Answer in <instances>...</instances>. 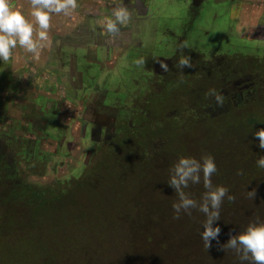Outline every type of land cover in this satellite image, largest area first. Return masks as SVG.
<instances>
[{
	"label": "flooded vegetation",
	"instance_id": "1",
	"mask_svg": "<svg viewBox=\"0 0 264 264\" xmlns=\"http://www.w3.org/2000/svg\"><path fill=\"white\" fill-rule=\"evenodd\" d=\"M173 1L181 4L176 10L183 15V21L177 24L178 31L170 23L171 16L157 24L153 8L144 20L151 22L150 30L144 37L126 39L130 45L114 56L118 63L112 71H105L99 64L108 58L106 52L98 54L100 62L93 64L103 67L99 72L94 70L95 79L87 77V66L78 60L80 76L77 75L76 81L79 84L81 80L102 81L109 85L117 82L110 91L115 97L109 98L110 92L94 97L78 94L80 110L75 113L76 124L73 127L66 124L68 128L63 133L53 131L58 101L43 95L35 97L30 111L33 121L24 123L22 107L26 106L20 104L12 110L14 83L11 81L8 87L0 85V96H7L4 100L0 98V190L4 191L0 204L4 201L2 197L15 186L47 190V204L73 197L75 189L96 192V168L99 172L105 162L114 161L123 177L131 172L142 173L140 167L147 163L160 172L161 178H169V170L177 160L175 146L179 148L198 132L209 134L206 124L210 120L229 114L250 120L264 115V36L257 37L264 35V24L259 21L255 27L246 29L243 22H233L237 0ZM248 8L243 6L239 12L235 11L237 17ZM111 39L118 41V37ZM231 51L241 59L246 58L247 63L240 67L239 62H232ZM182 58H188L191 67L181 69L178 61ZM141 59L143 65L137 63ZM163 63L168 65L166 72L160 67ZM57 65L66 66L65 56L60 57ZM1 74L0 71V79ZM135 82L142 91L132 97L144 104L127 110L120 103L123 105L131 97L127 95V86L132 89L136 87ZM210 90L224 96L222 108L216 106ZM249 136L252 144L241 153L233 152L232 156L239 159L241 178L252 180L246 184V191L264 198V169L256 166V159L264 155V149L259 148L253 133ZM70 152L76 153L74 166ZM26 155L30 157L25 159ZM40 173L42 177L55 178L53 183L40 187L26 180L38 178ZM60 173L67 178L61 182L65 185L64 191L59 185ZM235 173L218 170L212 178H235L232 175ZM196 186L190 183V187ZM257 187L263 192L253 190ZM261 202L256 203L253 212L264 216V199ZM231 203L226 201L229 206ZM38 209H34V214ZM3 213L6 214V209Z\"/></svg>",
	"mask_w": 264,
	"mask_h": 264
},
{
	"label": "rangeland",
	"instance_id": "2",
	"mask_svg": "<svg viewBox=\"0 0 264 264\" xmlns=\"http://www.w3.org/2000/svg\"><path fill=\"white\" fill-rule=\"evenodd\" d=\"M145 1L146 5L150 6L149 13L151 9H155L153 18L157 20V24L159 21L162 24L167 21L166 16H171L170 23L177 31L179 30L177 24L179 20L183 21V15L177 14L176 6H181L180 3L173 0ZM182 12L185 13L183 8ZM147 15L148 13L143 20L148 18ZM141 23L146 27L147 33L151 22ZM104 33L102 28L101 34ZM136 33H142L141 28ZM231 55L233 56L231 61L239 62L240 67L247 63L246 58L235 56L233 51ZM104 61L105 58L98 63L101 65ZM71 62V59H66V69ZM98 63L85 64L88 78L95 79L94 70L99 72L103 69ZM89 69L92 70L88 71ZM81 81L84 83L86 94L92 97L97 94L106 96L117 84L111 82L109 85L108 82L103 85L99 84L101 82L99 81L98 88L94 82ZM137 82L136 87L132 89L127 86V95L131 97H128L123 105L120 103L121 107L127 110L131 106L144 104L134 98L142 91V89L139 91ZM117 95L119 97V91ZM108 97L115 96L110 92ZM0 98L4 100L7 96L3 94ZM262 119L264 121V115L251 120L231 114L214 118L206 124L209 134L198 132L187 142H182V146L179 148L175 146L173 149L177 158L190 155L198 159L202 153H210L215 158L220 172L225 174H228L229 170L236 172L232 174L235 178H212L214 184L227 187L229 193L235 197V200L230 202L229 209H226L227 199L224 200L220 209V219L214 224L220 228V244L227 241L230 233L235 234L253 218L256 203L263 204L261 200L264 198L255 195L252 200L248 198L245 187L251 184L252 180L241 178L239 159L232 156L239 151L241 153V150L252 144V137L249 135L264 127ZM70 153L74 156L72 161L74 166L77 161L76 153ZM27 157L30 155H26L25 159ZM110 159L112 162L113 159L111 157ZM113 162H105L99 172L96 168L94 178L97 193L91 194L75 189L74 196L67 200H64L67 198L64 197L62 200L47 204L36 210L35 214L34 209H31L33 220L22 217L20 222H14L13 227H9L5 232L1 230L0 264H240L232 250L225 252L220 250L215 241H212L210 248L205 249L199 236L204 216L198 210H190L191 215L181 214L179 219H173L171 205L176 200V195L170 187L167 186L166 190L163 188L162 183L166 178H160L159 174L154 176L150 167L143 164L140 167L142 173L131 172L132 174L123 177ZM60 174L59 185L64 191L65 185L61 182L67 178H63L64 173ZM142 174L146 177L143 185L140 182ZM40 175L38 178L31 177L26 180L45 187L55 179L42 177L41 173ZM238 182L240 188L237 186ZM258 188L253 190L263 192L257 190ZM203 191L202 184L196 188L186 189V193L194 199H198ZM2 192L4 191L1 189L0 196ZM143 206L146 209L142 221L139 209ZM4 209H7V205L2 202L0 221L4 219L2 215ZM255 215L259 219H264L262 215ZM149 235L151 240L142 242L149 239Z\"/></svg>",
	"mask_w": 264,
	"mask_h": 264
},
{
	"label": "crops",
	"instance_id": "3",
	"mask_svg": "<svg viewBox=\"0 0 264 264\" xmlns=\"http://www.w3.org/2000/svg\"><path fill=\"white\" fill-rule=\"evenodd\" d=\"M9 4L13 11L21 12L29 22L33 23L35 36V31L39 29L29 15V0H9ZM77 5V8L69 15L50 14L48 29L50 44L40 50L38 58H34L31 53H27L17 45L15 49H12V56L8 62L0 61L2 73L0 85L8 87L14 83L12 110L18 109L20 104L26 106L22 107L24 123L33 121L30 111L31 102L35 97L43 95L58 101L60 105L63 104L62 108L60 105L55 108L58 116L53 126L54 134L60 131L63 133L68 128L66 124L71 127L76 124L75 113L80 110L78 94L86 93L84 83L79 84L76 81L80 70L78 60L84 64L88 62L94 64V62H100L98 54L106 52L108 58L101 65L105 71H112L118 63L117 56H114L130 45L126 39L133 36L144 37L146 27L141 22L144 21L143 18L147 13L150 15V10L147 11L149 5H146L145 0H77ZM118 5L128 9L130 20L126 26L120 28L119 34L114 36L118 37L116 42L106 32L101 34V30L103 19L110 16ZM234 6L236 7L232 12L233 22L237 20L243 22L246 29L250 26L255 27L259 21L264 24L262 19L264 0H237ZM243 6L249 8L237 17L236 12H239ZM138 28H141L142 33H136ZM263 36L260 34L257 37L263 38ZM61 56L72 60L68 69L57 65ZM35 72L40 73L35 74ZM100 83L105 84L102 81ZM99 84L96 82L98 88Z\"/></svg>",
	"mask_w": 264,
	"mask_h": 264
},
{
	"label": "clouds",
	"instance_id": "4",
	"mask_svg": "<svg viewBox=\"0 0 264 264\" xmlns=\"http://www.w3.org/2000/svg\"><path fill=\"white\" fill-rule=\"evenodd\" d=\"M29 15L33 18L38 31H35L32 22H29L19 11H13L9 0H0V61L8 62L12 56V49L17 45L34 58L39 57L40 50L50 44L48 29L50 27V14L69 15L77 8V0H29ZM130 20L127 8L118 5L110 16L102 22L106 34L116 36L120 28L126 26ZM144 64L143 59L137 62ZM181 69L191 67L188 58L178 61ZM163 71L168 70V65H160ZM209 95L214 97L217 107L224 106V96L215 90H210ZM258 138V146L264 149V129L253 133ZM256 166L264 169V155L256 159ZM218 174L215 158L210 153H202L197 159L194 156H179L169 170L167 185L175 192L176 200L172 203L173 219H179L181 214L191 215L190 210H198L203 214L202 231L199 236L205 249L212 246L215 241L222 251L232 250L240 264H264V219H259L255 214L242 229L235 234H229L227 241L220 244V228L214 226L220 219L221 205L225 199L230 202L235 200L229 189L223 185L214 184L212 177ZM202 184L204 191L198 199L186 193L189 184ZM247 196L253 199L254 192L248 191Z\"/></svg>",
	"mask_w": 264,
	"mask_h": 264
},
{
	"label": "trees",
	"instance_id": "5",
	"mask_svg": "<svg viewBox=\"0 0 264 264\" xmlns=\"http://www.w3.org/2000/svg\"><path fill=\"white\" fill-rule=\"evenodd\" d=\"M145 165L150 167V169L154 173V176L159 174L161 178L160 172L158 173L156 170H154L155 167L153 168V166L148 165L147 163ZM144 178L146 177H144V175L142 174L140 177V182L142 185L143 182H145ZM150 180H152V178ZM168 180L169 178H166L163 180L162 183L163 188L165 190L166 187L168 186L167 185ZM92 186L94 187V184H92ZM95 193H97V191L93 193L91 192V194H95ZM2 199L4 200L3 203L7 205V209H6V214L2 213L4 214L3 215L4 219L0 221L1 222L0 231L3 230V232H5L9 227H13L14 222L15 223H17L18 221L20 222V219H22V217H26L27 219L29 218V220H33L32 219L33 211L31 209H35V208L38 209L45 206L49 200V193L45 189H33L31 187L19 189L18 186H15L10 191H8L6 195L2 197ZM226 205L228 206V204ZM145 209L146 207L144 208V206L142 207V209L141 208L139 209L141 213L140 215L142 221L144 219ZM147 240L148 241L151 240V235H149V239H145L142 242H146ZM141 246H143V244H141Z\"/></svg>",
	"mask_w": 264,
	"mask_h": 264
}]
</instances>
